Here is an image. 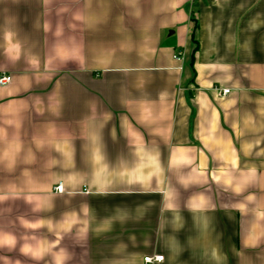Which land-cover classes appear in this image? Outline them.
I'll use <instances>...</instances> for the list:
<instances>
[{
	"label": "crops",
	"instance_id": "1",
	"mask_svg": "<svg viewBox=\"0 0 264 264\" xmlns=\"http://www.w3.org/2000/svg\"><path fill=\"white\" fill-rule=\"evenodd\" d=\"M1 74L0 264H264V0H0Z\"/></svg>",
	"mask_w": 264,
	"mask_h": 264
},
{
	"label": "built area",
	"instance_id": "2",
	"mask_svg": "<svg viewBox=\"0 0 264 264\" xmlns=\"http://www.w3.org/2000/svg\"><path fill=\"white\" fill-rule=\"evenodd\" d=\"M175 59L178 60L179 57L178 56H175ZM10 76L9 75H3L1 74L0 75V86H5V85H8L10 83ZM229 93V90H221V91H218V94L220 96H225ZM62 186L61 185H57L55 188H54V191L56 193H61L62 192ZM144 263L145 264H154V263H161L163 261V257L162 256H152V257H146L143 259Z\"/></svg>",
	"mask_w": 264,
	"mask_h": 264
}]
</instances>
